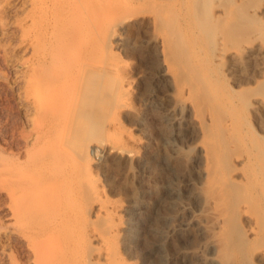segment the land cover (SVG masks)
<instances>
[{
    "label": "rangeland",
    "instance_id": "obj_1",
    "mask_svg": "<svg viewBox=\"0 0 264 264\" xmlns=\"http://www.w3.org/2000/svg\"><path fill=\"white\" fill-rule=\"evenodd\" d=\"M132 1L131 13L136 12L139 18L126 30L115 31L114 24L118 21L115 19L92 33L81 35L79 44L88 48L100 43L105 49H113L122 61L129 63V76L134 81L132 103L137 112L127 115L123 128L134 129L140 136L139 150L146 160V167L139 172L137 164L108 156L97 169L109 198L126 201L127 195L134 191L137 204L152 214H149L152 231H147L136 251L126 253V256L138 262V257L151 252L156 244L152 254L157 256L151 254L153 260L149 262L167 264L165 256L171 258L175 250L186 246L200 247L202 236L194 233L189 239L176 238L168 243L162 239L179 221L180 201L186 200L187 195L182 181L192 179L195 188L204 192L208 189L209 193L213 192L214 199L222 198V187L226 191L224 203L222 206L219 203L218 207L227 213V220L214 230L219 240V250L215 253L220 259L219 264H264V199L261 197L263 191L256 186L257 174L264 169V112H245L240 108L237 91L248 88V85L239 86L230 59L217 60L209 50L215 39H209L210 34L207 36L195 28L192 7L196 0ZM31 9L30 0H0V264H33L29 250L32 245L18 237L16 225L8 220V208L12 202L5 194L13 188H8L13 186L8 181L15 179V173L26 167L28 152L33 157L43 156L52 147L41 141L46 137H39L44 117L31 99L30 84L33 82L28 84L34 77L30 73L34 75L37 63L39 66L35 52L27 47L28 38L24 33V26L33 15ZM210 13L213 20L219 11L213 5ZM168 15L170 20L173 18L170 22ZM260 15L264 16V6ZM172 32H175L172 42H154L158 37L169 38ZM229 52H233L232 47ZM164 55L174 61L171 64L175 65L172 66L176 77L161 86L152 84L153 76L162 67ZM105 59V54L102 59H96L95 67L84 75L81 104L85 101V109H91L94 104L99 106L97 102L105 92L110 96L111 91L118 88L112 74L107 72L112 75L110 78L107 73L100 75ZM179 62L187 68L184 64V67H177ZM188 64L195 65L198 72L189 70ZM194 80L197 87L192 92L185 91L184 87L188 88ZM207 80L211 83L205 84ZM170 93L178 98L184 97L191 107L189 110L185 104L180 107L181 126L172 124L164 113L163 107L176 103L177 97L167 98ZM108 106H104V112ZM203 168L208 169L204 177L198 173ZM128 169L139 173L127 177ZM209 180L211 183H207ZM235 180L239 183H234ZM248 183L253 185L251 193L246 189ZM11 184L14 183L11 181ZM210 184L218 188L212 186L213 189ZM3 188L8 189L3 192ZM201 197L198 200L204 204V196ZM205 206L208 208L210 204ZM214 209L215 205L211 211ZM194 211L202 213L203 209L195 207ZM158 244L163 247H157ZM161 255H164L163 260ZM203 262L209 264L208 260L195 258L186 264Z\"/></svg>",
    "mask_w": 264,
    "mask_h": 264
},
{
    "label": "bare ground",
    "instance_id": "obj_2",
    "mask_svg": "<svg viewBox=\"0 0 264 264\" xmlns=\"http://www.w3.org/2000/svg\"><path fill=\"white\" fill-rule=\"evenodd\" d=\"M30 1L33 15L24 26V33L28 38L27 47L35 52L39 66L38 63L34 65V75L30 73L34 77L28 84L33 82L30 84L31 99L44 117L40 119L39 137H46L41 141L52 147L43 156L33 157L28 152L23 172L15 173L18 178L15 174V179L11 177L14 184L8 181L9 185H13L8 188H13L7 192L5 190L8 188H3L12 202L11 208H8V220L16 225L18 237L32 245L28 249L32 252L33 264H151L149 261L156 244L151 252L140 255L138 262L126 256V253L136 251L137 244L147 235V231H152L151 213L137 204L134 191L127 195L126 201L109 198L97 173L108 156L137 164L139 172L146 167V160L139 150L140 136L134 129L123 128L127 115L137 112L132 103L134 81L129 76V63L122 61L113 49H105L100 43L88 48L79 45L81 35L92 33L97 27L115 19L118 20L114 24L115 31L126 30L131 22L139 18L136 12L131 13L133 1ZM213 5L219 13L211 20ZM263 6L264 0H196L192 7L195 28L207 36L210 34L209 39H215L209 48L214 57L220 61L229 58L231 68L238 76L239 86L248 85V88L237 91L240 108L257 114L264 112V16L260 15ZM167 17L169 22L173 19L170 20L169 15ZM172 33L169 38L158 37L154 42L170 43L175 36V32ZM229 47L233 48L232 53ZM103 54L106 59L100 68V75L107 72L112 74L117 80L115 84L118 82L119 85L118 88L112 85L115 89L110 96L106 92L103 94L97 102L99 106L94 104L91 109H85V101L81 104L84 75L95 67L96 59H102ZM171 61L168 55H164L162 67L153 76L152 84L163 85L174 80L175 65ZM182 64L176 63L177 67ZM188 68L195 73L199 70L195 65ZM205 82L211 83L210 80ZM195 83V80L192 81L184 90L192 92L197 87ZM199 83L201 86L202 83ZM172 94H168L167 98L175 97ZM27 97L30 100L28 94ZM108 97H111V104ZM176 99L174 106L163 107V110L172 124L181 126L180 107L183 104L188 110L191 107L184 97ZM105 105L110 106L104 112ZM222 127L227 130L224 125ZM204 168L198 171L202 177L208 172ZM139 172L128 169L125 175L135 177ZM256 181L258 183L255 185L264 194V169L258 172ZM234 183L239 182L235 180ZM182 184L188 196L178 205L179 221L176 219V226L173 225L162 239L165 238V242L176 238L189 239L194 233L202 236V244L197 248L186 246L178 251L174 249L173 256H165L167 259L164 260L167 264H186L195 258L208 260L209 264H219V258L215 256L219 250V240L214 230L227 220V213L218 207L226 191L224 187L220 188L222 198L219 200L217 197L214 199L213 192L209 193L208 189L204 192L195 188L192 179L184 180ZM210 186L207 185L209 189ZM252 186L248 183L246 187L249 193ZM263 194L261 197L264 199ZM199 196H204V204L198 200ZM207 203L210 204L208 208L205 206ZM214 205L216 209L211 211ZM195 207L203 209L202 213H196ZM207 251L213 255L210 256Z\"/></svg>",
    "mask_w": 264,
    "mask_h": 264
}]
</instances>
